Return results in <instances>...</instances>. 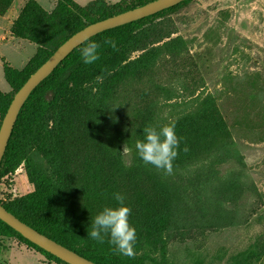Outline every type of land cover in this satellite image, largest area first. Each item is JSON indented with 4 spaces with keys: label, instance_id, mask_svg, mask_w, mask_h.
<instances>
[{
    "label": "trees",
    "instance_id": "1",
    "mask_svg": "<svg viewBox=\"0 0 264 264\" xmlns=\"http://www.w3.org/2000/svg\"><path fill=\"white\" fill-rule=\"evenodd\" d=\"M14 1L0 0V16ZM150 1L92 0L81 5L76 0H58L52 10H47L39 1L27 0L11 34L36 44L38 49L22 69L4 61L11 90L0 93V126L15 93L69 37L90 23ZM189 1L98 33L75 48L26 100L0 164V182L24 166L34 186L28 194L8 202L0 199V203L41 233L98 264H143L114 251L108 237L103 243L88 238L91 219L104 206L115 204L116 192L125 196L131 209L129 220L137 234L134 249L157 248L165 256L169 192L134 149L135 141L143 138V128L152 122L146 112L152 94L137 86L149 78L153 67L147 65V55L132 58V41ZM105 39L114 46L105 44ZM91 41L101 45L99 58L84 64L80 50ZM191 65L201 76L193 58ZM210 103L204 119L184 118L174 123L180 138L174 165L202 153L205 144L218 135L230 137L215 100ZM126 143L129 163L120 152ZM2 236L16 237L49 262L68 264L0 219Z\"/></svg>",
    "mask_w": 264,
    "mask_h": 264
},
{
    "label": "rangeland",
    "instance_id": "2",
    "mask_svg": "<svg viewBox=\"0 0 264 264\" xmlns=\"http://www.w3.org/2000/svg\"><path fill=\"white\" fill-rule=\"evenodd\" d=\"M26 1L15 0L8 15L0 16L3 30ZM42 4L51 8L46 0ZM21 42L20 51L0 46L17 68L37 51V45ZM132 50L133 59L147 55V65L153 67L137 86L152 94L146 110L151 126L204 119L215 100L230 137L211 139L206 150L174 165L171 174L149 165L171 202L165 256L160 249L141 248L134 249L131 260L264 264V0H191L134 38ZM9 89L0 69V91ZM125 159L131 161L129 153ZM33 189L20 166L0 182V199L8 202ZM0 264L57 263L16 237L2 236Z\"/></svg>",
    "mask_w": 264,
    "mask_h": 264
},
{
    "label": "water",
    "instance_id": "3",
    "mask_svg": "<svg viewBox=\"0 0 264 264\" xmlns=\"http://www.w3.org/2000/svg\"><path fill=\"white\" fill-rule=\"evenodd\" d=\"M183 1L185 0H152L144 5L90 23L62 43L54 53L29 76L22 87L15 93L0 126V164L6 152L19 113L26 100L32 91L47 78L75 48L98 33L156 14L162 10L176 6ZM0 219L32 243L68 264H98L50 238L46 234L41 233L22 221L12 212L8 211L1 203Z\"/></svg>",
    "mask_w": 264,
    "mask_h": 264
},
{
    "label": "clouds",
    "instance_id": "4",
    "mask_svg": "<svg viewBox=\"0 0 264 264\" xmlns=\"http://www.w3.org/2000/svg\"><path fill=\"white\" fill-rule=\"evenodd\" d=\"M105 44H113L105 39ZM100 44L96 41L87 43L80 50V57L84 64H91L99 58ZM114 46V44H113ZM143 138L137 139L134 149L139 159L146 165H151L165 174H171L174 161L178 155L180 138L175 131V124L168 123L160 126H145ZM187 150L186 148L184 149ZM121 152V151H120ZM128 153L127 143L122 155ZM115 204L106 205L94 218L88 228V238L103 243L105 237L114 246V251L122 256H134V246L137 242L135 227L130 223V207L125 203V196L119 192L113 194Z\"/></svg>",
    "mask_w": 264,
    "mask_h": 264
},
{
    "label": "crops",
    "instance_id": "5",
    "mask_svg": "<svg viewBox=\"0 0 264 264\" xmlns=\"http://www.w3.org/2000/svg\"><path fill=\"white\" fill-rule=\"evenodd\" d=\"M37 1H39L41 4H42V0H37ZM44 1V0H43ZM57 1L58 0H46V2H49L50 4H51V8L50 9H48V8H46L43 4V7H45L47 10H52L54 7H55V5H56V3H57ZM78 3H80V0H76ZM91 1V0H90ZM89 1V2H90ZM15 2V1H14ZM88 3V2H87ZM86 3V4H87ZM14 4V3H13ZM81 4V3H80ZM81 5H85V4H81ZM12 7H13V5H12ZM12 7H11V9H12ZM11 9L5 14V15H3L4 17L5 16H7L8 15V13L11 11ZM20 13V12H19ZM19 13H18V15H19ZM18 15H17V17H18ZM16 17V18H17ZM15 18V19H16ZM14 19V20H15ZM14 20L13 21H11V20H9V22H11L10 23V25H9V27H8V29H6V30H3L1 27H0V46H3L5 49H7L9 46L8 45H11V46H13V48H14V50H23V48H24V45L22 44V39H18V38H15L12 34H11V28H12V25H13V22H14ZM3 30V31H2ZM23 41H25V40H23ZM28 42V41H27ZM36 45V44H35ZM37 49H38V46H37ZM37 52V51H36ZM34 55H35V53H34ZM33 55V56H34ZM32 56V57H33ZM31 57V58H32ZM30 58V59H31ZM29 59V60H30ZM0 61H1V63H0V69H2V72H3V75H4V61H7L8 63H10V65L11 66H13V67H15L14 65H13V63L9 60V59H7V56L4 54V53H2V52H0ZM29 62V61H28ZM28 62L26 63V65L28 64ZM25 65V66H26ZM24 66V67H25ZM24 67H22V68H24ZM15 68H17V67H15ZM22 68H17V69H22ZM4 78H5V75H4ZM5 80H6V78H5ZM7 81V80H6ZM8 83V82H7ZM9 84V83H8ZM9 87H10V85H9ZM11 90V87H10V89L8 90V91H4V93L5 92H9ZM1 92H3V91H0V93ZM251 156V155H250ZM250 156H247V159H248V157H250ZM252 157V156H251Z\"/></svg>",
    "mask_w": 264,
    "mask_h": 264
}]
</instances>
